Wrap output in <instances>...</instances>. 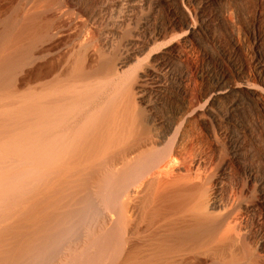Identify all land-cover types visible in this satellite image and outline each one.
Masks as SVG:
<instances>
[{
    "label": "bare ground",
    "instance_id": "6f19581e",
    "mask_svg": "<svg viewBox=\"0 0 264 264\" xmlns=\"http://www.w3.org/2000/svg\"><path fill=\"white\" fill-rule=\"evenodd\" d=\"M220 1L154 0L140 31L128 42L125 59L116 65L91 66L94 49L75 51L74 45L57 66H32L8 75L9 63L29 52L33 22L23 21L4 34L0 42V264L150 263L165 247L163 240L203 226L209 210L223 203L206 194L197 174L179 170L171 154L181 127L192 116L232 127L230 162L260 187L264 211V164L261 169L242 157V149L254 141L252 130L264 125L261 10L253 12L247 29L251 58L238 59L244 44L227 22L226 10L205 11ZM147 3L105 0L101 7L112 18L128 20ZM190 4L195 5L196 19ZM158 9L162 15L155 19L153 10ZM223 22L232 27L226 44L213 30ZM172 29L178 30L177 39H168L150 57L167 69L168 59H179L183 46L199 38L209 41L205 100H182V108L171 110L167 120L150 112L143 116L133 91L141 92L147 70L129 72L125 65ZM170 73L184 98L187 67ZM138 93L136 97L150 110L152 102ZM245 104L256 114H244ZM162 123L163 128H157ZM165 145L169 149L160 151ZM187 262L188 254L183 253L153 264Z\"/></svg>",
    "mask_w": 264,
    "mask_h": 264
},
{
    "label": "rangeland",
    "instance_id": "374dc122",
    "mask_svg": "<svg viewBox=\"0 0 264 264\" xmlns=\"http://www.w3.org/2000/svg\"><path fill=\"white\" fill-rule=\"evenodd\" d=\"M104 1L0 0V42L8 30L23 21L30 24L31 19L34 26L29 52L9 63L8 66L12 67L8 75H17L32 66H57L74 45L75 51L94 49L91 66L116 65L118 61L124 60L128 42L140 31V23L152 11L154 0H148L147 5L135 9L128 20L110 17L107 10L101 7ZM190 5V12L194 16L195 5ZM212 8L226 10L227 22L238 31L244 44L243 50L238 53V59L251 58L247 29L257 8L261 10L259 24L264 28V0H222L214 6H207L205 11ZM175 12L178 17L179 13L177 10ZM113 15H116V11ZM161 15L162 9L153 10L152 17L155 19ZM230 28L232 27L226 22L213 28L214 35L222 44H226ZM177 35V29L170 30L164 37L156 39L148 50L138 53L135 60L125 65L129 72L140 68L147 70L141 82V92L133 91L136 93L133 95L134 100L143 116L150 112L167 120L171 110L182 108V100H205L204 93L209 86L206 68L211 65L207 59V51L211 48L209 41L199 38L183 46L182 56L179 59H168L167 69L150 57V54L156 53V50L158 52L170 39L175 41ZM143 36H140L139 43ZM261 45L264 47V35ZM179 66H186L188 69L184 98L176 90L170 73ZM137 93L144 100L152 102L150 110V106L146 107L139 101ZM220 103L223 110L226 102L222 100ZM243 110L244 114L248 111L255 113L254 108L248 104H245ZM246 121L251 125L250 118ZM164 125L162 123L157 128L162 129ZM252 132L254 141H249L246 148L242 149L243 161L262 169L264 125L254 128ZM231 134L232 127L220 121L208 122L205 116H192L181 127L179 142L171 149L174 162L179 170L197 174L206 194L215 196L223 205L209 210L203 226L191 229L183 237L163 240L165 247L150 263L170 260L187 253L186 264H264V211L259 202L260 187L249 181L234 162H230ZM165 149H169V145L160 146V151ZM150 263L146 261L141 264Z\"/></svg>",
    "mask_w": 264,
    "mask_h": 264
}]
</instances>
